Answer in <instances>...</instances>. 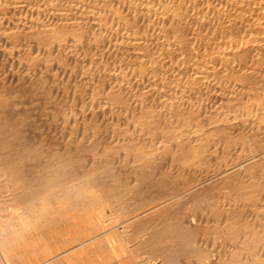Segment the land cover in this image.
<instances>
[{
    "label": "bare ground",
    "instance_id": "obj_1",
    "mask_svg": "<svg viewBox=\"0 0 264 264\" xmlns=\"http://www.w3.org/2000/svg\"><path fill=\"white\" fill-rule=\"evenodd\" d=\"M21 1H26V0H21ZM71 1H73V0H71ZM142 1L145 2L146 0H142ZM157 1H159V0H157ZM214 1H217V0H214ZM4 2H5V0H4ZM38 2H39V0H38ZM133 2H134V0H118L116 2V5L118 7H121V8H124L125 10H127V16L124 17L123 23L125 25L130 24V26L133 24L131 27L133 28L135 26L134 28L138 29L140 26L139 23L143 24L146 21V19H145V16H146L145 12L146 11H144V13H142V12L139 13L137 6H133ZM148 2L150 3L151 0H147L146 3H148ZM160 2L161 1H159V3ZM164 2H162L163 4L161 3L162 8L165 10H169V12L167 14H165L166 18L163 16L165 18V20L163 22H167L166 24L168 25V29L167 30L164 29L166 32H168L167 35H164V37L166 36L165 39H168V43L166 45H167V48L169 49V51H170V49H172L171 47L174 46L176 51L178 52V55L176 56L177 59H179V57H180L179 54H181V55L184 54L185 58H186V54H187L190 56V59L192 60L193 65H196V66L199 65L198 64L199 59H202V62H203V60L206 59L209 63H210V61H212V63L214 61V63L215 62L219 63V65H223V67L225 66V68L228 67V65L231 66L232 63L234 64V66L237 65L236 63H238V66L243 65L242 66L243 68H237V69H240V70H238V72L241 71L242 76H240L241 74H238L239 79H237L235 77L240 82H238V81H235V82H237V84L240 85V87H242L246 90H248V89L251 90V87H252L251 84L254 83L252 81L253 79L249 78V76L250 75L252 76L254 73L251 71V69H253L252 66L255 63V61H257V63H259V61L263 63V61H264L263 57H262L263 61L260 58H256V55H258V54L260 55L262 53V51L264 50V0H219V2H214L215 5L213 7H211L213 4L210 5L211 0H164ZM30 3H32V2L30 1ZM106 3H111V0H110V2L108 0ZM207 3H210V4L207 5ZM8 4H10L9 0H8ZM23 4H26V3H23ZM92 4H93V2H92ZM83 5H85V4H83ZM113 5H115V4H113ZM156 5H158V4H156ZM200 5H201V7H199ZM29 6H32V5H29ZM88 6H89V3H88ZM101 6L104 8L106 5L104 6L101 4L100 7ZM11 7H13V6H11ZM52 8L53 7H51V9ZM4 10H6V9H4ZM93 10H96V9H93ZM33 11H34V9H33ZM64 12L65 11H63V13ZM157 13H159V11H157ZM106 14L107 13L100 16L101 21H102V17L107 16V15L110 16V12H109V14H107V15ZM161 14L164 15V13H161ZM161 14H159V15H161ZM4 15H5V13H4ZM93 16H95V14ZM2 17L3 16H1V18ZM53 17H55V19H57V20L59 18L56 16H53ZM71 17H69V18H71ZM74 17L75 16H73V18ZM163 17H160V18H163ZM69 18H67V19H69ZM75 18H78V17H75ZM100 18H99V20H100ZM104 18L106 20V18H108V17H104ZM63 19L61 21L62 23L64 22ZM155 19H156V17H155ZM155 19L153 21V26H154V22H156ZM159 19L157 20L158 22H159ZM51 20H53V22H55L54 18H52ZM73 20L71 18V21H73ZM75 20L72 23V25L74 24L76 26L75 23H77V22H75ZM87 20H89V18ZM105 20L103 21L104 23H105ZM161 20H163V19H161ZM116 21H118V20H116ZM119 21H118V23H119ZM46 22H48V21H46ZM106 22H107V20H106ZM78 23L81 24L80 22H78ZM78 23H77V25H78ZM121 23L117 24L118 27H119V25H121ZM42 24H44V22ZM60 24L58 26H60ZM137 24H139L138 27H136ZM44 25L46 26V24H44ZM164 25H165V23H164ZM27 26L30 27V23ZM27 26H26V28H27ZM61 26L64 27L65 25L64 26L61 25ZM80 26L82 29L83 25H80ZM114 26L112 27V29L114 28ZM121 26H123V25H121ZM121 26L119 27V30H117V31H120ZM157 26H159V25L156 24L155 28H157ZM162 26H163V23H162ZM32 27L34 28V26H32ZM37 27H38V25H37ZM100 27H101V25H100ZM42 28H43V26H42ZM42 28L40 27L41 34H39L42 41L45 39V36H46V39H50V40L52 39L53 43H55L57 38L61 39V37L64 38L63 36L66 35L65 33L69 34L68 30L64 31V28L61 30H58L56 25H54V24H52V26L50 25V27H45L43 29ZM75 28L74 27L72 29L70 28L72 30L71 35L74 31L75 32L78 31V30H76L77 28L76 29ZM159 28H157V29L159 30ZM73 29H75V30L73 31ZM84 29H86V28H84ZM112 29H110L109 31L111 32ZM115 29H117V28H115ZM140 29H141V27H140ZM31 30H33V29L30 28V31ZM71 30H69V31H71ZM151 30L152 29H150L149 32ZM37 31H35V32H37ZM80 31L81 30L79 29L78 32H80ZM85 31L83 32V34H81L82 32H80L81 35H79L78 32H77L78 35L74 33L73 36H77V37L79 36L80 42H81V38H82L81 36L83 35V37H85L84 36ZM117 31L115 30L116 34L118 35ZM129 31H131V30H128L127 32H129ZM135 31H137V30L135 29ZM87 32H88V30H87ZM107 32L105 31V34ZM110 32H108V33H110ZM120 32H122V31H120ZM125 32H126V30H125ZM30 33H32V31ZM130 33L131 32L127 33V35L130 36ZM139 33H142V32H140V30H139ZM139 33L137 31V34H139ZM89 34H90V30H89ZM100 34H102V33H100ZM121 34H126V33H124V31H123ZM164 34H165V32H164ZM35 35H36V33H35ZM132 35H136V33H134V31H133ZM111 36H113V35H111ZM118 36L121 37L122 35H118ZM77 37H75L73 39L75 40ZM79 37H78V39H79ZM89 37H91V36H89ZM92 37H96V36H92ZM103 37H102V40L103 39L107 40V38L105 36H103ZM116 38L118 39L119 37H116ZM130 38H131V36H130ZM87 39L88 38H86V40ZM100 39L98 40V42L100 41ZM112 39H114V38H112ZM117 39H115V41ZM119 39L121 40V38H119ZM122 39H124L123 36H122ZM136 39H138V38H136ZM156 39H153V40H156ZM35 40H37V39H35ZM126 40L127 39H125V41ZM129 40H131V39H129ZM39 41H41V40H39ZM68 41L70 42V39H68ZM94 41H96V40H94ZM109 41H110V39H109ZM143 41H146V40H143ZM201 41H204V43H203L204 46L203 45L201 46V44H202ZM77 42H78L77 45L80 44V42L78 40H77ZM86 42H88V41H86ZM111 42H108V43L112 46L113 44H111ZM121 42L123 43L124 41H121ZM148 42H149V40H148ZM148 42H146V43H148ZM53 43H51V44L53 45ZM66 43L68 44V42H66ZM83 43H85V41ZM83 43L81 42L82 45H83ZM106 43H104V44H106ZM146 43L144 44L145 47H146ZM55 44H54V46H55ZM81 44H80V46H81ZM136 44L139 45L137 47H140V44H138V42ZM148 44H153V43L151 42ZM60 45H61V42H60ZM63 45L64 44L62 43L61 46L65 48L66 44H65V46H63ZM69 45H71V44H69ZM99 45H100V43H99ZM99 45H97V48ZM133 45L134 44L132 43V46ZM141 45H142V43H141ZM106 46L109 47V45H106ZM126 46H128V42H127ZM158 46H162V45L159 44ZM145 47H143V45L141 46V48H145ZM147 47L150 48V45H148ZM147 47H146V49L149 50V48H147ZM200 47H202L204 51L202 49H201L202 52L200 51V49L196 50L197 48H200ZM47 48L48 47H46V49ZM81 48H82V46H81ZM130 48L131 47L129 45V49ZM134 48H135V45H134ZM141 48H140V50L142 52ZM49 49H50V52L47 51L48 55H52L51 46L49 47ZM56 49L57 48H55V50ZM177 49H179L180 52ZM63 50L65 51V49H63ZM102 50H103V48H102ZM125 50H126V48H125ZM148 50L143 49L144 52H146ZM209 50H213L216 53L214 55L212 54L209 56L207 54V52ZM64 51H62V52H64ZM97 51H99V50H97ZM134 51H138V50H134ZM165 51H167V50H165ZM173 51H174V49H173ZM79 52H80V50H79ZM93 52H95V51H93ZM144 52L141 53L142 56L138 53L137 54L140 55L142 58H145L144 62H146L147 64H149L151 66V62L154 63L155 58L158 55L154 51L153 52L155 54L152 52L153 54H151V55L144 53ZM49 53H51V54H49ZM126 53H128V52H126ZM160 53L162 54L163 52H160ZM171 54H173V52H171ZM87 55H89V54H87ZM134 55H136V54H134ZM173 55H174V57H171V55H170L171 60L170 59L168 60V58H167V60L168 61H173L174 59L177 60L175 58V54H173ZM126 56H128V55H126ZM78 57H80V56H78ZM37 58H39V57H37ZM128 58H130V57H128ZM140 58H138V60ZM185 58H184V60H185ZM229 58H231L232 61L230 60V62H229V60H228ZM45 59H46V57H45ZM157 59H159V58L157 57ZM188 59L186 61H190ZM256 59H259V61ZM60 60H62V59H59V62H60ZM64 60L67 61L66 59H64ZM131 61H133V59ZM157 61L158 60H156V62ZM71 62H73V61H71ZM142 62H141V64L143 65L144 62L143 63ZM156 62L154 64H156ZM178 62H180V61H178ZM182 62H183V60L178 65H180V64L182 65L184 63V62L183 63ZM35 63H37V62H35ZM212 63L210 65H212ZM216 63H215V65H216ZM159 64H161V63H159ZM170 64H171V62H170ZM204 64H206L205 66H207L206 62ZM53 65H55V64H53ZM106 65L108 66V64H106ZM121 65H123V64H121ZM174 65H175V63H174ZM178 65H177V67H180ZM28 66H30V64H28ZM38 66L40 67L39 64H38ZM165 66H164V68H165ZM184 66L185 65H183V67ZM205 66H204V68H206ZM234 66H233V68H234ZM76 67H78V66H76ZM135 67L136 66H134V68ZM151 67L148 71L151 70ZM169 67H171V66L169 65ZM187 67L190 68L191 64H190V66L187 65ZM215 67H217V66H215ZM46 68L47 67H45L44 69H46ZM147 68L148 67L146 66V69H145L146 71H147ZM156 68H157L156 66L153 68V69H155L154 70L155 72H157V71L161 72L158 69L160 67L157 68L158 70H156ZM164 68L163 69L161 68V69L164 70ZM166 68H168V66ZM204 68L202 66V71H204L203 70ZM24 69H25V67H24ZM173 69H174V67H173ZM176 69L177 68H175L174 70H176ZM194 69H195V67H194ZM226 69H228V68H226ZM235 69H236V67H235ZM259 69H262V67L261 68L259 67ZM69 70H71V69H69ZM140 70H142V69H140ZM183 70H184V68H183ZM187 70H188V68H187ZM146 71H144L143 75L145 73L147 74L148 71L147 72ZM166 71L168 72L169 69L165 70V72ZM176 71H178V70H176ZM179 71L183 72L181 68L179 69ZM193 71L195 72V70H193V68H192V73H193ZM211 71H213V70H211ZM211 71H210V73H211ZM227 71L229 72V70H227ZM253 71H255V70H253ZM108 72L109 71H107V74H108ZM230 72H231V69H230ZM249 72H252V74H250L248 76L249 79H247V77H245V75H246V73H249ZM96 73H97V71H96ZM141 73L142 72L140 71V74ZM178 73L179 72H177V74ZM140 74H139V76H140ZM159 74L160 73H158V75ZM166 74H168V73H166ZM102 75H103V72H102ZM174 75L177 76L176 73L173 74V76ZM185 75H186V73H185ZM256 75H258L257 72H256ZM98 76H100V75H98ZM149 76H151V74ZM155 76H154V78H155ZM160 76H162V75H160ZM181 76H182V73H181ZM141 77H142V75H141ZM168 77H169V75H168ZM190 77H192V76H190ZM263 77H261V78H263ZM2 78L5 79V76L0 77V80ZM103 78H105V77L103 76ZM130 78H131V76H130ZM145 78H144V81H145ZM178 78H177V80H179ZM24 79L25 78H23V80ZM99 79H101V78H99ZM115 79L116 78H114V80ZM236 79H234V80H236ZM101 80H99V82ZM121 80L123 81L125 79H121ZM146 80H148V79H146ZM152 80L156 81L157 79H152ZM230 80H231V78H230ZM4 81H7V79L3 80V82ZM24 81H25L24 84H26V80H24ZM126 81H127V79H126ZM157 81H156V84H157ZM161 81H162V77H161ZM261 81L258 85L263 84V82H261ZM0 82L3 84L2 81H0ZM124 82H122V83H124ZM6 83L4 86H6ZM12 83H13V81H12ZM112 83L113 82L109 81L108 85L107 84L103 85L104 88L101 85V87L105 91L104 94H106V98L110 102H112L113 99L115 100V98H116V94H115L116 91L114 92L113 88L115 89V87H117V86L113 85ZM125 83H128L129 85H131V82L130 83L125 82ZM245 83H246V85H245ZM257 83H258V81H257ZM221 84H222V82H221ZM230 84H231V82H230ZM237 84H235V85L237 86ZM160 85H161V82H160ZM160 85H158V86H160ZM163 85H162V87H163ZM204 85H206V84H204ZM250 85H251V87H250ZM255 85L258 87L257 84H255ZM7 86H9V85H7ZM121 86H122V84H121ZM131 86L133 87V84ZM118 87H120V86H118ZM139 87H140V85H139ZM253 87H255V86H253ZM124 88H126V87H124ZM232 88H234V87H232ZM259 88H260V86H259ZM137 89L140 90V88H137ZM159 90L160 89H158V91ZM232 90L235 91V88ZM246 90H243V91L245 92ZM75 91H77V90H75ZM104 91H102V93ZM130 91H131V88H130ZM144 91H147V90H144ZM144 91H143V93H144ZM8 92H11V91H8ZM8 92L3 88V86H0V204H3L6 211H8V214L6 213L7 215L4 213L6 216L0 215V255L3 257V259H4L3 262H5V264H20L19 261L16 259V257H18V255H20L21 253H24V251H27L28 253H27L26 259L22 260L21 264H264V123H263V121H264V92L259 91V90H258V92L250 91L249 93L247 92V94L244 93L245 96H243L241 93V96L240 97L238 96L239 97L238 99H240V101L243 102L244 106H242L241 109L239 108L238 110L235 108L236 111L232 112L234 115L233 116L230 115L232 118L229 117V118L225 119L226 121H229V122L233 120L231 122V123H234L233 127L235 126V124H238V125H236V126H238V128H239V126L241 127V125L245 126V128L247 129L246 135L248 137V139H246V140H249V141H247L249 143H247L248 145L244 146L246 148L243 147L245 149V152H244L245 155L243 157L239 158L237 163L234 161L235 162L234 166L232 165V167H226L224 169H221L222 171H221L220 177L215 178L216 180L213 179V180H215L213 182V184H214L213 188L215 189V191H217V189H219V192H220L219 195H217L214 192V189H212V188H210L209 190L208 189L202 190V188H204V186H202V188H201L202 191L199 190V192H198L196 190L197 194H195V193L192 194V192L190 191L191 192L190 196L192 195L191 201L193 202V204L192 205L189 204L190 206H188L187 205L188 202L186 203V201H185L186 205H184L185 206L184 207L183 204L177 203L176 199L172 198V196H170V194H173L172 193L173 189L171 190V193L169 192V194H168L169 197L168 196H167V198L163 197V198H165L164 200L159 199V198H162V197H160L161 196L160 193H158L159 194V196H157L158 199L155 198L154 196H152L153 194H151V195L149 194L151 196V197L149 196V198H152V200H153V197H154V199L155 200L157 199V200H156V202L151 200L150 202L147 201V203H146V201H145L146 198L144 197L145 199H142V200L145 201L144 204L146 205V207H148V205H150V204H151V206L146 208L145 205H143V208H146V209L141 211V212L139 211V209H142L143 203L141 202L140 199H141V197L143 198V196H142V195H144L143 192L146 190L144 188L145 186L143 187V184L141 183L142 188H144V190H142L143 192L141 191L143 193V194L141 193L142 195L139 193L140 191L137 192L140 189L139 185H137V184H136L138 186L137 189L134 186V189L132 188V190L126 189L123 187H122L123 189L121 188L122 190H119V188L122 185L121 183H123V181L120 182V180L118 179L119 177L113 176L114 175L113 173L110 174V176H111L110 180L111 181L110 182L108 181V179H107V176L109 175V174H107L108 164L104 163V165H102V166L100 165L101 166V168L99 167L100 169H98V168L96 169L95 163L93 162L94 168L91 164V166H89V168H87V169L85 168L82 170H77L75 168V170L70 171L68 168V166H69V163H67L68 161L67 162L61 161L63 157L62 158H56L55 157V156L59 155V153L57 154V152H56L55 156L53 155L54 153H52V155H50V157H51L50 160L45 159L44 155L42 153V150L40 149V144L39 143L33 144L29 140V138L27 137L26 126H25L26 125L25 121L27 120L25 118L26 112H24L23 110H20V111L17 110L19 105H21L20 101H15V100L11 99V96L8 94ZM25 92H28V91H25ZM52 92L53 91H51V93ZM126 92H128V91H126ZM237 92L239 93V91H237ZM259 92H261L262 94H259ZM133 93H134V91H133ZM117 94H120V93H117ZM135 94H137V93L135 92ZM232 94H234V93H231V95ZM236 94L237 93H235V95ZM137 95H135V97ZM94 96H96V95H94ZM131 96H133V95L129 92V95L126 98L128 99V97H129L131 99ZM138 97H140V96H138ZM143 97H145V96H142V98ZM120 98L121 99L125 98V94H123V93L120 94ZM157 98H159V97H157ZM185 98H187V97H185ZM244 98H245V100H243ZM134 99H132V101ZM136 99H138V98H136ZM50 101H51V99H50ZM135 101L136 100H134V102ZM77 102L79 103V101H77ZM115 102H116V100L113 101V103H115ZM122 102H124V101H122ZM125 102H126V100H125ZM137 102L139 103V101H137ZM142 102H143V99H142ZM86 103H88V102H86ZM90 103H92V102L90 101ZM144 103H146V102H143V105L139 106L140 107V109L138 108L139 110L136 109V106L132 107L131 108V109H133V110H131L132 114L130 113L131 117H132L131 120H134L133 121L134 126L137 128L139 125L140 128H144L142 130H146V131H142V133H140V134L137 133L138 135H140L138 137V139H141L142 143L140 142L141 144H139L138 147H134V149L131 150L130 152L128 151V148L126 146H124V147H126L127 149L123 150L124 153L129 152L132 154L133 163L137 162L139 160L147 162L146 160L142 159L143 155H145V152L148 155V153H147L148 150L147 149L143 150V147L144 146H151L155 142L154 135L156 137V134L154 132H156V131L154 129H152L153 124H158V126H157L158 129H161V131L159 133H157L158 135L161 136V137L158 136L161 141L164 140L165 138H166V140H167V138L171 139V142H169L170 140L168 142L170 143L169 146L171 147V150H172V153H171L172 157H170L171 155L169 157L171 158L172 163L173 162L178 163V167L182 166L183 168L188 167L190 169L191 167H194L196 164H199V162L203 161L204 159H206V162H207L208 161L207 158L212 157L210 155L211 148H213L214 151L215 150L216 151L217 150L225 151V149H227V147L229 146V142L227 139H229V140L232 139V138H229V135H230V132L232 129L230 128L231 125L228 126L227 125L228 123H226V121H225V123H223L224 119L223 120H219V119L214 120L215 118H213V116L212 117L208 116V118H196L198 116L194 117L191 114L185 115L184 111L182 114V111H178V110L173 111L171 109H170V112L168 111L169 113L168 114L166 113V115L163 117L159 116L157 114H156L157 115L156 116L155 112L152 111L151 109H149L151 107L149 106V108H146L147 105L144 106L145 105ZM148 104H149V102H148ZM84 105H86V104H84ZM117 105H119V104H117ZM133 105H134V103H133ZM194 105H195V103H194ZM152 106H153V104H152ZM234 107H236V106H234ZM206 109H207V107H206ZM218 109H220V108H218ZM124 110H126V109H124ZM89 111L92 112L91 110H89ZM95 111L97 112V110H95ZM101 111H102V109H101ZM164 111L167 112V110H164ZM90 112H88V113L90 114ZM219 112H221V109ZM107 113H109V112H107ZM127 113H129V112H127ZM216 114H218V113H216ZM216 114L214 116H216ZM118 115H119V113H118ZM77 116H79V115H77ZM94 116H96V115H94ZM127 116H129V114ZM219 116H221V115H219ZM240 116H241L240 120H242V117H244L243 120H245V121H243V120L238 121V118ZM83 118L86 119L85 117H83ZM92 118H93V116H92ZM103 120H105V118ZM83 122H85V120H83ZM116 122H118V121H116ZM178 122H183L186 125L187 128L185 129V131L173 129L174 128L173 125L176 123L179 124ZM90 123L93 124L94 122L92 123L90 121ZM239 124H241V125H239ZM106 126H109V125H106ZM178 126H175V127L178 128ZM79 128H80V126H79ZM94 128L96 129L98 127L94 126ZM153 128H156V127H153ZM112 130H113V128H112ZM139 131L141 132V130H139ZM235 131L236 130L234 129L233 133ZM244 131H246V130H244ZM123 133L125 134V132H123ZM130 137H131V135H130ZM126 138L129 139V136ZM159 138H158L157 142L159 141ZM118 139H119V137H118ZM253 139H254V141H252ZM120 140H121V138H120ZM102 141H103V139H102ZM258 141L260 142V145H259ZM157 142H155V143H157ZM244 143H243V145H244ZM134 144H132L130 146L133 147ZM157 144H155V145H157ZM160 145L162 146V144H160ZM160 145L157 146L156 148H154L153 150L150 149L151 152L152 151L155 152L156 150L158 151L160 149ZM230 145L232 146V144H230ZM241 146H242V143H241ZM56 148H58V146ZM118 148L120 149L121 147H118ZM85 149H84V151H85ZM60 150H62V149H60ZM164 150H165V148H164ZM85 153H87V152H85ZM142 153H144V154H142ZM157 154L159 155L158 152H157ZM101 156H102V154H101ZM57 157H60V156H57ZM149 157H150V155H149ZM233 157H234V155H233ZM92 158H94V156H92ZM151 158H154V157H151ZM157 158L153 159V161H155V163L153 162L154 166H152L153 168L155 167L154 170L158 169L159 164L157 165V162H156V161H158ZM70 159H71V156H70ZM76 159L77 158H73V160L75 162H76ZM221 159L222 158H220V160ZM63 160H65V159L63 158ZM111 160H113V159H110L109 162ZM233 160H235V159H233ZM100 161H102V160H99V162ZM70 163H71V161H70ZM89 164L90 163H88V165ZM110 165L111 164H109V166ZM144 165H146V164H144ZM147 167L148 166H146V168ZM152 167H150V169ZM146 168L144 167V170ZM115 169L113 167V170H115ZM159 170H160V167H159ZM147 172H149V171H147ZM136 176L138 177V172H137ZM150 176H152V174ZM142 177H144V176H142ZM173 177H174V175H173ZM140 179L141 178L139 175L138 180H140ZM143 179H145V178H143ZM160 180H161V178H160ZM170 181H172V180H170ZM149 182H152V181H149ZM157 182H154V183L157 184ZM161 182H162V180H161ZM156 184H154V185H156ZM183 184H185V182L182 183V186H183ZM133 185L132 186L129 185V186L133 187ZM152 185H153V183H152ZM160 185H162V184L160 183ZM175 185H174V187H176ZM186 185H184V186H186ZM191 185L194 186V184H191ZM146 187H147V185H146ZM171 187H173V186H170V188ZM181 187H178V188H181ZM185 188H188V186H186ZM189 189H190V187H189ZM195 189L196 188H194L193 191ZM133 190H135L138 194H140L139 195V196H141L140 199H139V196L137 194H136V198H138V201L140 200L139 204L140 203H142V204H141V206H138V207L135 206L136 208L133 206L132 210L127 211V210H125V208L122 205L125 203V201H124L125 197L123 195H129L130 200H131V197H133V200L135 201L134 195L136 192ZM184 190H186V189H184ZM131 191H133V192H131ZM133 193H134V195H133ZM150 193H152V192L150 191ZM174 193H177V192H175V190H174ZM186 195H187V193H186ZM187 196H189V194ZM121 197H123V200L121 199ZM183 198L185 199L186 196ZM178 199H181V198L178 197ZM187 199H185V200H187ZM147 200H149V199H147ZM122 201L124 203H122ZM131 202H133V201H131ZM152 203H153V205H152ZM134 204L135 203L133 202V205ZM176 204L177 205L180 204L181 206H183V208L182 207L180 208V206L179 205L177 206ZM258 205H259V207L262 208L263 211H261V212L255 211L256 208H258ZM184 208H186V209H184ZM199 209L201 210L200 212H199ZM50 217L51 218L53 217V219L56 222H58L57 226L55 225L56 224L55 223L52 225V228L47 227L50 230L49 233L51 234V237H55V236H57V234L62 233L65 235L68 234L69 238L66 240V242L68 244L80 241L78 245L73 244L74 246H69L67 248L68 249L67 251L68 252L71 251V252L64 255L63 259L57 258L59 255V254L57 255V253H58L57 251H58V249H60V246H58L57 248H53L50 244H47L48 246H46V252L44 251L45 252L44 254H38V255L37 254L36 255L30 254V251L35 252L36 249H38L40 247V243L42 241V240H40V238L45 235V232L47 229L46 228V221L48 220V222H49ZM9 219H11L12 221H9ZM67 220H69L70 222L69 221L67 222ZM209 227H211V234L206 235L204 229L209 228ZM91 234H94V235L96 234L95 237H98L97 240H94V238L87 239V237ZM206 236H208V238ZM47 237H46V239H47ZM64 241H61V242H64ZM46 243H47V241H46ZM42 247H40V248H42ZM61 255H63V254H61ZM1 256H0V258H1Z\"/></svg>",
    "mask_w": 264,
    "mask_h": 264
},
{
    "label": "rangeland",
    "instance_id": "obj_2",
    "mask_svg": "<svg viewBox=\"0 0 264 264\" xmlns=\"http://www.w3.org/2000/svg\"><path fill=\"white\" fill-rule=\"evenodd\" d=\"M30 1L33 4L30 3ZM107 1L108 0H100V1L99 0H73V1H71V0H39V2H38V0H33V1L32 0H26V1L9 0V3L10 4H8V0H5V2H4V0H0V12H1L0 13V19H1L0 20V39H1L0 40V77H2V76L4 77L5 76V79H7V81H4L3 82V80H5V79L2 78L3 80L1 79L0 81H2L3 84L0 82V86H3V88L7 92L8 91H11V92H8V94L11 96V99H13L15 101H20V104L21 105H19V107L17 108V110L18 111L23 110L24 112H26L25 118L27 120L25 121V123H26L25 126H26L27 137L29 138V140L33 144H36V143H39L40 144V149L42 150V153H43L45 159H49L50 160L51 159L50 155H52V153H54L53 155L55 156V154L57 152V154L59 153V155H57V156H60V157H57V156H55V157L56 158H62L63 157L65 160H63V158H62L61 161H64V162H67L68 161L67 163H69L68 168H69L70 171L71 170L72 171L75 170V168L77 170H82V169H85V168L87 169V168H89V166H91V164H92V166L94 168V165H93L94 163H95V168L96 169L97 168L100 169L101 166L104 165V163L105 164H108V167H107V174H109L107 176L108 181L109 182L111 181L110 180L111 179V176H110L111 173L114 174L113 176L119 177L118 179L120 180V182L123 181V183H121L122 185L119 188V190H122L123 188L131 189L132 190V188L134 189V186L137 189V187H138L137 185H139V188L141 189L142 188V184H143V187L145 186L144 188L146 189L144 192L142 191V190H144V188H142L141 190L139 189L138 191L135 189L137 192L140 191L139 192L140 194L142 192L144 193V195H142L143 193L141 194L143 196V198L141 196H139L140 194H138L135 190H133V191L136 192L135 195L133 193L135 201L133 200V197H131V200H130V198H129L130 196L129 195H123L125 197L124 198L125 203L122 201V203H124L122 205L125 208V210L130 211V210L133 209V206L134 207L135 206L138 207V206H141V204L143 203L142 204V209H139V211L141 212V211L145 210L146 208H148L149 206H151V204H150V205H148V207H146V205L144 204L145 201L147 203V201L150 202L152 200V198H149V196L151 194H153L152 196H154L155 198L158 199L157 196H159L158 193H160L161 194L160 197H162V198H159V199L160 200H164L165 198H163V197H166V198H167V196L169 197L168 194H169V192L171 193V190L172 189H173L172 190V193L173 194H170V196H172V198H175L176 201H177V203L183 204V206H184V205H186L185 204V201H186V203L188 202L187 205L190 206L189 204H191V205L193 204V202L191 201L192 195L190 196L191 192H192V194L193 193L197 194L196 192L197 191L199 192V190L200 191L207 190V189L209 190L210 188L214 189L213 188L214 187L213 182L216 180L215 178H217V177L219 178L220 177L221 171H222L221 169H224L226 167H232V165L234 166L235 162L237 163L238 159L241 158V157H243L245 155L244 154V152H245V149L244 148H246V147H244V146L248 145L247 143H249V142H247L249 140H246V139H248V137L246 135L247 129L245 128V126H243L241 124H239V125H241V127L239 126L240 129L238 128V126H236L238 124H235V126L233 127V124L234 123H231L233 120L229 122V121H226L225 119L231 117L230 115L233 116L234 114L232 112L236 111V109L237 110L239 108L241 109V107L244 106L243 102L240 101V99H238L241 96V93H242L243 96H245V94H247V92L249 93L250 91L258 92V90H259V91L264 92V79H263L264 78L263 77L264 76V69H263L264 68L263 67L264 66V61H263L264 60V53H263L264 50L262 51V53L260 55L259 54L256 55V58H260L261 60H262V57H263V60H262L263 63L260 62L259 59H256V60L259 61V63H257V61H255V63L253 64V66H252L253 69H251V71L254 72L253 75L252 76L250 75V74H252V72L246 73V75H245V77H247V79H249V78L250 79H253L252 81L254 83H252L251 85H252V87L255 86V87L252 88L251 85H250L251 90H249V89L246 90V89L240 87V85H238L237 82H235V81H238L237 79H239L238 78L239 77L238 74H241L240 76H242L241 71L238 72V70H240V69H237V68H243L242 67L243 65H239L238 66V63H236L237 65L234 66V64L231 62L232 63V64L230 63L231 66L228 65V67H226L228 69H226L225 66L223 67V65H219V63H216L215 62L216 63V65H215L214 61H213V63H214L213 64L212 61H210V63H209L205 59L206 61L203 60V62H202V59H199L198 60V62H199L198 64L199 65L196 66V65H193V62L190 59V56L187 55V54H186V58H185V55L184 54H183L184 56L181 55V54H179L180 57L179 56L178 57H179V59L180 58L181 59L180 60L177 59L176 56L178 55V52L176 51V49H175L174 46L171 47L172 49H170V51H169V49L167 48V45H166L168 43V39H165L166 36L164 37V35H167V33H168V32L165 31V30L168 29V25L166 24L167 22H163L165 20V18H166L165 17V14H167L169 12V10H165V9L162 8L161 3L164 2V0H159V1H161L160 3L157 0H151L150 3L149 2L146 3L147 0L145 2H143L142 0H134L133 6H137V9H138V12L139 13L140 12L144 13V11H146L145 12V14H146V16H145L146 21L143 24L142 23H139L140 26H139V24H137L136 27L139 26L138 29L137 28H134L135 26L132 28L131 26L133 24L130 26V24L125 25L123 23L124 22V17L127 16V10H125L124 8L118 7L116 5V2L118 0H111V3L112 4L111 3H106ZM92 2H93V4H92ZM109 2H110V0H109ZM214 2H219V0H217V1L211 0V4L210 3H207V5H209V4L212 5L213 4L211 6V7H213L215 5ZM23 3H26V4H23ZM82 3L85 4V5H83ZM88 3H89V6H88ZM101 4L104 5V6L105 5L106 6L108 5V6L107 7L105 6L103 8L102 6L100 7ZM113 4H115V5H113ZM156 4H158V5H156ZM29 5H32V6H29ZM11 6H13V7H11ZM51 7H53V8L51 9ZM199 7H201V5ZM4 9H6V10H4ZM33 9H34V11H33ZM93 9H96V10H93ZM63 11H65L64 12L65 14L63 13ZM157 11H159V13H157ZM109 12H110V16L107 15V14H109ZM4 13H5V15H4ZM105 13H107L106 14L107 16H104V17H108V18H106L107 22H106V20H105L104 17H102V21H101V18H100V16L104 15ZM161 13H164V15L161 14ZM94 14H95V16H93ZM159 14H161V15H159ZM72 15L75 16V17H78L79 19L78 18H75V17L73 18ZM1 16H3V17L1 18ZM53 16L59 17L58 20L55 19V17H53ZM69 17H71L72 20L73 19L74 20L76 19L75 22H77V23L80 22L81 24L78 23V25H77V23H75L76 26L74 24H73L74 25L73 26L72 23L74 22V20L71 21V18H69ZM98 17L100 18V20H99ZM155 17H156V19H155ZM158 17L159 18L160 17H163V18H160L159 19ZM52 18H54V21L56 23L53 22V20H51ZM61 18L64 21L63 23L61 22L62 21ZM67 18H69V19H67ZM88 18H89V20H87ZM157 18L159 19V22L157 21L158 20ZM154 19H155V21L157 23L154 22V26H153ZM161 19H163V20H161ZM104 20H105V23L103 22ZM116 20H118V21L120 20L119 23ZM46 21H48V22H46ZM43 22H44V24H46V26L44 24H42ZM29 23H30V27L27 26V25H29ZM51 23L54 24V25H56V27H57L58 30H61V29L64 28V31L68 30V33H69V34L65 33L66 35L63 36L64 38L61 37L62 40L59 39V38H57L56 42L54 41L56 44L53 43V40L52 39L51 40L50 39H46V36H45V39L46 40L44 39L42 41L41 37L39 36V34H41L40 27L41 28H42V26H43V28L50 27V25L52 26ZM120 23L124 27L126 26L125 27L126 29H125L123 26L119 25V27L121 26L120 31H122V32L124 31V33H126V34H121L122 32L117 31V30H119V27H118L117 24H120ZM162 23H163V26L164 27L162 26ZM164 23H165V25H164ZM59 24H60V26H58ZM156 24L159 25V26H157V28L160 27L159 30L157 28H155L156 27ZM31 25L34 26V28ZM37 25H38V27H37ZM61 25H63V26L64 25L65 26L67 25L68 27L67 26L66 27L65 26L62 27ZM80 25H83V27L85 26L84 28H86L88 30V32L83 27L81 29V26ZM100 25H101V27H100ZM26 26H27L28 29L26 28ZM113 26H114V28L112 29ZM73 27L74 28L76 27L77 29L76 28L75 29L78 30V31L80 29L81 30L80 32H82L81 34H83V32L86 30L85 33H84V36L85 37H83V35L81 36L83 38V39L81 38V42L83 43L85 41V43H83V45L80 42V37L79 36H78L79 39H78L77 36H73L74 33L77 34V35L79 33V35H81L80 32L77 31L78 32L77 33V32L74 31L75 29H73L74 32L71 35V32H72L71 29ZM140 27H141L142 30L140 29ZM30 28L34 30V31L31 30L32 33H30L31 32L30 31ZM115 28H117V29H115ZM110 29H112L111 32L109 31ZM127 29L128 30H131V31H129V32H131L130 33L131 38H130V36L127 35V33H129V32H127L128 31ZM135 29L138 31V33H139V30L142 33L137 34V31H135ZM150 29H152V30L149 32ZM69 30H71V31H69ZM89 30H90V34L91 35L89 34ZM115 30L117 31L118 35H122L124 37V39H122V36L121 37L118 36L116 34ZM125 30H126V32H125ZM35 31H37V32H35ZM105 31L106 32L108 31L110 33L107 32L108 34L107 33L105 34ZM133 31H134V33H136V35H132ZM163 31L165 32V34H164ZM35 33H36V35H35ZM100 33H102V34H100ZM111 35H113V36H111ZM89 36H91V37H89ZM92 36H96V37H92ZM103 36H105L107 38V40L106 39H103L102 40V37ZM75 37H77V38L74 40L73 38H75ZM97 37L99 39L101 38L100 41L102 40L101 41L102 43L100 41L98 42L99 39ZM116 37L121 38V40L119 38H118L119 39L118 40ZM86 38H88V39L86 40ZM112 38H114V39H112ZM128 38L131 39V40H129ZM136 38H138V39H136ZM35 39H37V40H35ZM38 39L41 40V41H39ZM68 39H70V42L68 41ZM93 39L96 40L97 42L94 41ZM109 39H110V41H109ZM115 39H117V40L115 41ZM125 39H127V40L125 41ZM153 39H156V40H153ZM77 40L80 42L82 48H81L80 44L77 45V43H78ZM143 40H146V41H143ZM148 40H149V42H148ZM65 41L68 42V44ZM86 41H88V42H86ZM121 41H124V42L122 43ZM136 41L138 42V44H140V47H137L139 45L136 44L137 43ZM60 42H61V45H62V43L64 44L63 46H65V44H66L65 48L60 45ZM106 42L107 43L108 42H111V44H113L112 45L113 47L109 43L107 44ZM127 42H128V46H126L127 45ZM144 42L145 43L146 42H148V43H151L152 42L153 43V44L146 43V47L148 45H150V48L147 47V48H149L150 51L148 49H146V47L144 46V44H145ZM51 43H53V45ZM99 43H100V45L102 47L99 45ZM104 43H106V44H104ZM132 43L135 45V48L136 49L134 48V45L132 46ZM141 43H142L143 47H145V48H141V46H142ZM201 43H202L201 46L202 45L204 46V44H203L204 41H201ZM54 44H55V46H54ZM69 44H71V45H69ZM159 44L162 45V46H158ZM97 45H99L98 46L99 49L97 48ZM106 45H109V47L106 46ZM129 45L131 47L130 49H129ZM50 46H51V53H52V55H48V52H50V49H49ZM46 47H48L47 48L48 50L46 49ZM54 47L57 48V49L55 50ZM102 48H103V50H102ZM125 48H126V50H125ZM140 48L142 49V52H141ZM63 49H65V51ZM143 49L144 50H148V51L144 52ZM173 49H174V51H173ZM198 49H200L201 52L203 50L202 47L197 48L196 50H198ZM79 50H80V52H79ZM97 50H99V51H97ZM134 50H138V51H134ZM165 50H167V51H165ZM177 50L179 51V49H177ZM62 51H64V52H62ZM93 51H95V52H93ZM153 51L158 55V56L157 55L156 56L159 59H157V57H156L155 58V62H156V60H158V61L156 62V64H154L155 62L154 63L151 62V66H152L151 67L149 64H147L146 62H144L145 61V58H142L141 57L142 56L141 53L144 52V53H147V54H150L151 55V54L154 53ZM126 52H128V53H126ZM160 52H163V53L161 54ZM171 52H173V54H175V58L177 60L174 59L173 61H168L169 59L171 60V57H174V55L171 54ZM51 53H49V54H51ZM86 53L89 54V55H87ZM137 53L140 54L141 56L138 55ZM215 53L216 52L213 51V50H209L207 52V54L209 56L212 55V54L214 55ZM125 54L128 55V56H126ZM134 54H136V55H134ZM170 55H171V57H170ZM78 56H80V57H78ZM37 57H39V58H37ZM45 57H46V59H45ZM128 57H130V58H128ZM138 58H140V59L138 60ZM167 58H168V60H167ZM184 58H185V60H184ZM59 59H62V60H60V62H59ZM64 59H66L67 61H65ZM132 59H133V61H131ZM187 59L190 60V61H186ZM182 60H183L184 63L182 62L183 63L182 65L181 64L178 65L179 63H181ZM228 60L230 62L231 58H229ZM71 61H73V62H71ZM178 61H180V62H178ZM204 61L207 63V66H205L206 64H204L205 63ZM35 62H37V63H35ZM141 62L143 63V65L141 64ZM170 62H171V64L172 63L173 64L171 65ZM185 62L186 63L188 62L189 64L188 63L186 64ZM159 63H161V64H159ZM174 63H175V65H174ZM211 63H212V65H210ZM28 64H30V66H28ZM38 64L40 65V67L38 66ZM53 64H55V65H53ZM106 64H108V66ZM121 64H123V65H121ZM176 64L178 66H180V67H177ZM190 64H191V67L190 68L187 67V65L190 66ZM145 65L148 67L147 68V71L150 69V67H151V70L147 72L145 70L146 69V66ZM169 65L171 67L174 65L173 66L174 69L177 68L176 70H178V71L174 70L173 67L172 68L169 67ZM183 65H185V66L183 67ZM232 65L234 66V68H233ZM76 66H78V67H76ZM134 66H136L137 68L135 67L136 68L135 69ZM155 66L157 68L160 67L158 69L161 72H159V71L155 72L154 71L155 69H153ZM164 66H165V68H164ZM167 66H168V68H166ZM202 66H203V68H204V66L206 67V68L203 69L205 72L202 71ZM215 66H217V67H215ZM24 67H25V69H24ZM45 67H47V68L44 69ZM194 67H195V69H194ZM235 67H236V69H235ZM259 67L260 68L262 67V69H259ZM157 68H156V70H158ZM161 68L162 69L164 68V70H162ZM180 68L182 69L183 72L179 71ZM183 68H184V70H183ZM187 68H188V70H187ZM192 68H193V70H195V72L193 71V73H192ZM229 68L231 69V72H230V69ZM69 69H71V70H69ZM138 69L139 70L142 69V70H140L142 72L141 74H140V71ZM168 69H169V71L168 72L167 71L165 72V70H168ZM210 69L213 70V71H211ZM227 70H229L230 73ZM253 70H255V71H253ZM96 71H97V73H96ZM107 71H109L108 74H107ZM144 71H146L147 74L145 73L143 75ZM210 71H211V73H210ZM102 72H103V75H102ZM171 72L173 74L176 73L177 76H175V75L173 76V74ZM177 72H179V73L177 74ZM256 72H257L258 75H256ZM149 73L151 74V76H149L150 75ZM158 73H160V74L158 75ZM166 73H168V74H166ZM181 73H182V76H181ZM185 73H186V75H185ZM139 74H140V76H139ZM154 74L155 75L157 74V75L155 76ZM98 75H100V76H98ZM141 75H142V77H141ZM160 75H162V76H160ZM168 75H169V77H168ZM103 76L105 78H103ZM130 76H131V78H130ZM154 76H155V78H154ZM190 76H192V77H190ZM248 76H249V78H248ZM161 77H162V81H161ZM261 77H263V78H261ZM23 78H25L24 80H26V84H24L25 81L23 80ZM99 78H101L102 80L99 79ZM114 78H116V79L114 80ZM144 78H145V81L146 82L144 81ZM177 78L179 80H177ZM230 78H231V80H230ZM121 79H125V80L122 81ZM126 79H127V81H126ZM146 79H148V80H146ZM152 79H157L158 80V81L156 80L157 81V84H156V81L155 80H152ZM234 79H236V80H234ZM99 80H101V81L99 82ZM12 81H13V83H12ZM109 81L113 82L112 84L113 85H116L117 87L120 86L118 88L115 87V89L113 88L114 92L116 91L117 93H120V94L123 93V94H125V98L129 95V92H130L133 95V96H131V99L128 97V99L127 98L126 99L125 98H122L123 99L122 100L120 98V94H117L115 92V94H116V98H115L116 102L113 103V101H115L114 99H113L112 102L108 101V99L106 98V94H104L105 91L103 90V88H104L103 85H106V84L108 85ZM124 81L125 82H129V83L131 82V85L133 84V87L131 85H129L128 83H125ZM257 81H258V83H257ZM260 81L263 82V84L258 85L260 83ZM122 82H124V83H122ZM160 82H161V85H160ZM221 82H222V84H221ZM230 82H231V84H230ZM238 82H240V81H238ZM5 83H6V86H4ZM121 84H122V86H121ZM204 84H206V85H204ZM235 84H237V86ZM255 84H257L258 87ZM7 85H9V86H7ZM101 85H102L103 88L101 87ZM139 85H140V87H139ZM158 85H160V86H158ZM162 85H163V87H162ZM245 85H246V83H245ZM259 86H260V88H259ZM124 87H126V88H124ZM232 87L235 88V91L236 92L234 90H232V89H234ZM130 88H131V91L132 92L130 91ZM137 88H140V90L137 89ZM143 89L144 90H147V91H144ZM158 89H160V90L158 91ZM75 90H77V91H75ZM121 90L122 91L124 90V91L122 92ZM243 90H246V91L244 92ZM25 91H28V92H25ZM51 91H53V92L51 93ZM102 91H104V92L102 93ZM126 91H128V92H126ZM133 91H134V93H133ZM143 91H144V93H143ZM237 91H239V93ZM135 92L138 95L135 94ZM231 93H234V94L231 95ZM235 93H237V94L235 95ZM259 94H262V93L259 92ZM94 95H96V96H94ZM135 95H137V96L135 97ZM138 96H140V97H138ZM142 96H145V97L142 98ZM157 97H159V98H157ZM185 97H187V98H185ZM136 98H138V99H136ZM50 99H51V101H50ZM132 99H134L136 101L134 102V100L132 101ZM142 99H143V102H146V103H144L145 104L144 106L147 105L146 108H149V106H150L151 108H149V109H151L152 111H154L155 112V115L157 114V115L163 117V116L166 115V113L168 114L170 112V109H171L173 111H175V110L182 111V114H183V111H184V114L185 115L191 114L194 117L198 116L196 118H208V116L209 117H212L213 116V118H215L214 120H218V119L219 120H223L224 119L223 120V123H225V121H226V123H228L227 125L228 126L231 125L230 128L233 131H234V129L236 131L233 133V131L230 129L233 134L230 132L229 138H232V139H230V140L227 139L228 142H229V146L227 147V149H225V151H219V150H217V151L215 150L214 151V149L211 148L210 152L212 154L210 153V155L213 157V158L212 157L211 158L209 157L211 160L209 158H207L208 161L206 162V159H204L203 161H200L199 164H196L194 167H191L189 169L188 167H184V168L182 166H179L178 167V163L177 162H173V163L171 162V158L170 157H172V154H171L172 153V150H171V147L169 146L170 145L169 142H171V139L167 138V140H166V138H165L164 139L165 141L164 140L161 141L160 138L158 137L160 135L157 134V133H159L161 131V129H158V127H157L158 124H153L152 125V129H154L156 131V132H154L156 134V137L154 135V140H155V142H157V140L159 138V141H158L159 143L157 142L158 143L157 144V143L154 142V144L151 145V146H144L145 148L142 146L143 147V150H146V149L148 150V152H147L148 155L145 152V155H143V157H142V159L143 160H146L147 162L142 161V160H139V161L133 163V161H132V154L129 153V152L131 150H133L134 147H138V145L142 143L141 142L142 140L141 139H138V137L140 136L138 134H140V133H142V131H146V130H142L144 128H140L139 125H138L137 128L134 126V124H133L134 123L133 122L134 120H131L132 119V117H131V114H132L131 110H133L131 108L136 106V109L139 110L140 109L139 106L143 105ZM125 100H126L127 103L125 102ZM243 100H245V98ZM77 101H79V103ZM90 101L92 103H90ZM122 101H124V102H122ZM137 101H139V103ZM86 102H88V103H86ZM148 102H149V104H148ZM133 103H134V105H133ZM151 103L153 104V106H152ZM194 103H195V105H194ZM84 104H86V105H84ZM117 104H119V105H117ZM234 106H236V107H234ZM206 107H207V109H206ZM218 108L221 109V112H219L220 109H218ZM101 109H102V111H101ZM124 109H126L127 111L124 110ZM89 110H91L92 112H90ZM95 110H97V112ZM164 110H167V112L164 111ZM88 112H90V114ZM107 112H109V113H107ZM127 112H129V113H127ZM118 113H119V115H118ZM216 113H218V114H216ZM128 114H129V116H127ZM215 114H216V116H214ZM77 115H79V116H77ZM94 115H96V116H94ZM219 115H221V116H219ZM92 116H93V118H92ZM83 117H85L86 119H84ZM104 118H105V120H103ZM240 119H241V116L238 118V121ZM243 119H244V117H242V120ZM83 120H85V122H83ZM242 120H240V121H242ZM90 121L92 123L93 122L94 123L91 124ZM116 121H118V122H116ZM243 121H245V120H243ZM178 123L179 124H177V123L174 124L173 125L174 128L173 127L172 128L175 129V130L178 129V130H181V131H185V129L187 128L186 125L183 122H178ZM263 123H264V121H263ZM106 125H109V126H106ZM79 126H80V128H79ZM94 126L95 127L97 126L98 128L95 129ZM175 126H178V128H176ZM153 127H156V128H153ZM112 128H113V130H112ZM139 130H141V132ZM244 130H246V131H244ZM123 132H125V134ZM135 133L136 134L138 133V134L136 135ZM130 135H131V137H130ZM128 136H129V139L126 138ZM118 137H119V139H118ZM120 138H121V140H120ZM102 139H103V141H102ZM252 141H254V139ZM241 143H242V146H241ZM243 143H244V145H243ZM132 144H134L135 146L134 145H133V147L130 146ZM155 144H157V145H155ZM160 144H162V146ZM230 144H232V146ZM159 145H160V149L158 151L156 150L155 152L154 151L151 152L150 149L153 150L154 148H156ZM259 145H260V142H259ZM57 146H58L59 149L56 148ZM124 146H126L128 148V151L129 152H126V153L123 152V150H126L127 149ZM118 147H121V148L119 149ZM164 148H165V150H164ZM60 149H62V150H60ZM84 149H85V151H84ZM85 152H87V153H85ZM157 152L159 153V155L157 154ZM101 154H102V156H101ZM142 154H144V153H142ZM149 155H150V157H149ZM233 155H234V157H233ZM70 156H71V159H70ZM92 156H94V158H92ZM72 157L73 158H77L76 159V162L74 161L75 159L73 160ZM151 157H154V158H157L158 157L157 158L158 161H156L157 162V165L159 164L158 165V169H155L154 170L155 167L154 168L152 167V166H154L153 165V162L155 163V161H153L154 158H151ZM220 158H222V159L220 160ZM110 159H113V160H111L109 162ZM233 159H235V160H233ZM99 160H102V161L99 162ZM70 161H71V163H70ZM88 163H90V164L88 165ZM109 164H111V165L109 166ZM144 164H146V165H144ZM146 166H148V167L146 168ZM113 167H114V169L115 168L116 169L113 170ZM144 167L147 170L146 169L144 170ZM150 167H152V168L150 169ZM159 167H160V170H159ZM147 171H149L150 173L147 172ZM137 172H138V177L136 176ZM149 174L150 175L152 174V176H150ZM139 175H140V178H141L140 180H138ZM173 175H174V177H173ZM142 176H144V177H142ZM143 178H145V179H143ZM160 178H161V180H162L163 183L161 182ZM213 179H215V180H213ZM170 180H172V181H170ZM149 181H152V182H149ZM154 182H157V184L154 183ZM184 182H185V184H183V186L187 184L186 186H188V188H185L186 186H184V187L182 186V183H184ZM152 183H153V185L154 184H156V185L153 186ZM160 183L162 185H160ZM174 183L175 184L177 183V184L175 185ZM191 184H194V186L191 185ZM129 185H131V186L133 185V187H131ZM146 185H147L148 188L146 187ZM174 185L176 187H174ZM180 185L184 189H186V190H184ZM170 186H173L174 188L173 187L170 188ZM202 186H204V188H202ZM178 187H181V188H178ZM189 187H190V189H189ZM193 187L196 188L194 191H193V189H194ZM201 188H202V190H201ZM174 190L177 193H174ZM133 191H131V192H133ZM150 191L152 193H150ZM214 192L217 195L220 194L219 189H217V191H215V189H214ZM186 193H187V195L189 194L190 197L187 196ZM136 194L139 196V199L141 197L140 200H141L142 203L139 204V201L140 200L138 201V198H136ZM185 196H186L185 199L188 198L187 200H185L183 198ZM144 197L146 198L145 201L142 200V199H145ZM154 197H153V200L152 201H155L156 202L157 199L155 200ZM178 197L181 198L182 200L181 199H178ZM121 199L123 200V197H121ZM147 199H149V200H147ZM131 201H133L135 204L133 205V202H131ZM180 204H178L180 206V208L181 207L183 208V206H181ZM143 205H145L146 208H143ZM152 205H153V203H152ZM184 209H186V208H184ZM200 211L201 210L199 209V212ZM255 211L256 212H261L263 210L258 205V208H256ZM4 213L5 214L6 213L8 214V211H6V209H5V207H4L3 204H0V215L1 216H6L7 214L5 215ZM9 221H12V220L9 219ZM68 221L69 220H67V222ZM57 223L58 222H56L53 219V217L52 218L50 217L49 218V222H48V220L46 221V228L47 227L52 228V225L53 224H55L57 226ZM49 228L46 229L45 235L40 238V240H42L41 243H40V247H42V246L43 247L42 248L39 247L38 249H36L35 252L30 251V254H32V255L44 254L46 252V246H48L47 244H50L53 248H57L58 246H60V249H58V251H57L58 252L57 255L59 254L57 258L63 259V256L64 255H66L67 253L71 252V251L68 252L67 251L68 250L67 248L69 246H74L73 244L78 245L80 241H77L75 243L68 244L66 242V240L69 238L68 234L65 235V234H62V233L57 234V236H55V237H51V234L49 233V231H50ZM204 231H205V234L206 235L211 234V227L205 228ZM95 236H96V234L95 235L94 234H91V235H89L87 237V239L94 238V240H97L98 237H95ZM46 237H47V239H46ZM206 237L208 238V236H206ZM46 241H47V243H46ZM61 241H64V242H61ZM27 253H28L27 251H24V253H21L20 255H18V257H16V259L19 261L20 264H21L22 260H25L26 259ZM61 254H63V255H61ZM3 261H4V259L1 256V258H0V264H5V262H3Z\"/></svg>",
    "mask_w": 264,
    "mask_h": 264
}]
</instances>
